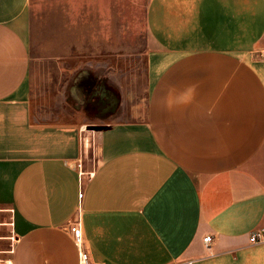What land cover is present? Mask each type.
I'll list each match as a JSON object with an SVG mask.
<instances>
[{"label":"crops","instance_id":"obj_1","mask_svg":"<svg viewBox=\"0 0 264 264\" xmlns=\"http://www.w3.org/2000/svg\"><path fill=\"white\" fill-rule=\"evenodd\" d=\"M117 3H145L143 103ZM76 219L91 264H264V0H0V264H78Z\"/></svg>","mask_w":264,"mask_h":264},{"label":"rangeland","instance_id":"obj_2","mask_svg":"<svg viewBox=\"0 0 264 264\" xmlns=\"http://www.w3.org/2000/svg\"><path fill=\"white\" fill-rule=\"evenodd\" d=\"M73 4L79 11V3ZM144 5L145 3H117L118 23L116 47L117 50L121 49V51H125V53L122 52L124 55L122 57V59L124 58L123 62H120L119 66L116 67L117 71L114 73L117 85H122L121 88L119 86L116 88L117 98L121 99V97H124L128 99L129 97H132L137 101L141 100L142 103L146 99L147 93L143 48L145 47L144 45L146 38H148V33L144 23ZM77 15L79 16V13H77ZM48 34L49 33L46 31L43 39L37 41L39 44L37 45L36 51L39 47V49H43L42 51L45 53V49L51 45L50 42H52V40L46 38V36L48 37ZM66 34L67 33H64V36ZM69 35L72 36L73 34L69 33ZM67 41L73 45L79 44L77 38L74 39L70 37V40ZM41 57L42 62L36 66L37 70H35L33 76L36 80L35 82L40 81V83H43L42 80L46 74V72H43V68H48L50 64H53L54 60L46 58L45 55ZM50 74L54 75L56 83L59 84L62 79H65L67 72H49L47 73V76L49 77ZM107 95L108 93L106 92L105 96H99L98 109L100 112L104 111V104L107 105L108 103H113V100L111 99L112 95L110 94V97H107ZM117 98L116 101L118 104L119 100Z\"/></svg>","mask_w":264,"mask_h":264},{"label":"built area","instance_id":"obj_3","mask_svg":"<svg viewBox=\"0 0 264 264\" xmlns=\"http://www.w3.org/2000/svg\"><path fill=\"white\" fill-rule=\"evenodd\" d=\"M79 195L82 197L83 192L80 191ZM69 227H70V231L73 234L74 241L78 248V254H79L78 264H91L89 252L85 248L84 232H83V226H82L81 220L76 219L74 221H71ZM212 239H213V236L210 234L204 237V240L207 242L212 241ZM250 240L252 242L264 241V231L262 230L253 231L250 236Z\"/></svg>","mask_w":264,"mask_h":264}]
</instances>
